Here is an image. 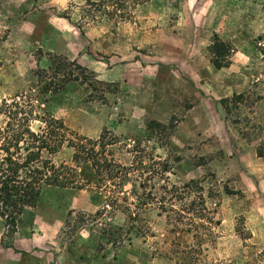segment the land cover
<instances>
[{
	"label": "rangeland",
	"instance_id": "1",
	"mask_svg": "<svg viewBox=\"0 0 264 264\" xmlns=\"http://www.w3.org/2000/svg\"><path fill=\"white\" fill-rule=\"evenodd\" d=\"M53 56L85 82L37 114L103 137L126 170L103 190L79 163L10 241L0 219V264H264V0H0V103L38 96Z\"/></svg>",
	"mask_w": 264,
	"mask_h": 264
},
{
	"label": "trees",
	"instance_id": "2",
	"mask_svg": "<svg viewBox=\"0 0 264 264\" xmlns=\"http://www.w3.org/2000/svg\"><path fill=\"white\" fill-rule=\"evenodd\" d=\"M212 64L216 69L230 63L232 49L215 37L211 45ZM74 66L78 76L66 69ZM84 69L76 62L53 56L48 70H36L34 91L38 96H16L0 103V219L4 223L2 239L12 240L17 232L20 217L28 209H35L44 187H74L78 184L79 163L91 164L98 176L97 189L119 176L125 167L107 159L103 137L92 141L76 136L60 120L37 114L40 101L46 95H56L67 79L85 82ZM45 98L42 100L41 97ZM227 101H223L225 104ZM40 125L35 129L33 123ZM74 150L72 164L56 163L55 157L63 148ZM98 148V150L96 149ZM262 157V153L257 151ZM118 200L114 197L113 205ZM129 210V209H128ZM132 216L135 213L132 212ZM11 248L12 245H4Z\"/></svg>",
	"mask_w": 264,
	"mask_h": 264
},
{
	"label": "crops",
	"instance_id": "3",
	"mask_svg": "<svg viewBox=\"0 0 264 264\" xmlns=\"http://www.w3.org/2000/svg\"><path fill=\"white\" fill-rule=\"evenodd\" d=\"M16 233H17V232H16ZM154 261H155V260H154ZM157 261H160V260L157 259ZM152 262H153V261H152Z\"/></svg>",
	"mask_w": 264,
	"mask_h": 264
}]
</instances>
